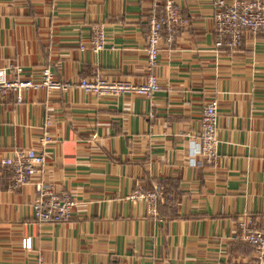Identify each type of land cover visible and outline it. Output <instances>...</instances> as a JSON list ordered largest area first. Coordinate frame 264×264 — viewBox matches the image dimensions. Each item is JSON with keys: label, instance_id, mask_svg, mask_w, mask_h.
<instances>
[{"label": "crops", "instance_id": "1", "mask_svg": "<svg viewBox=\"0 0 264 264\" xmlns=\"http://www.w3.org/2000/svg\"><path fill=\"white\" fill-rule=\"evenodd\" d=\"M174 1L190 28L160 44L161 88L99 97L79 79L147 78L152 0H0V69L18 63L37 79L47 65L75 83L24 90L21 102L0 95V161L15 148L44 152V173L33 180L77 201L69 220L38 222L35 183L12 188L0 164V264H38L39 255L45 264H256L234 231L245 215L264 227V28L246 29L238 49L228 39L218 46L213 2ZM97 24L104 49L83 50ZM210 100L218 102V157L192 163ZM48 114L54 140L43 147ZM158 181L165 194L153 215L131 195Z\"/></svg>", "mask_w": 264, "mask_h": 264}, {"label": "built area", "instance_id": "2", "mask_svg": "<svg viewBox=\"0 0 264 264\" xmlns=\"http://www.w3.org/2000/svg\"><path fill=\"white\" fill-rule=\"evenodd\" d=\"M215 5L214 19L219 37L216 45L222 46L224 39L234 49H238L244 37V31L249 29L257 32L264 28V1L263 0H211ZM163 0H152L151 10L148 14L149 32L145 53L149 73L143 82L129 79H109L97 73L93 76H84L77 82L87 93L99 97H116L126 93H134L151 97L161 88V83L155 69L159 63L160 44L165 37L172 42L176 32L190 28L189 20L183 15L180 7L174 0H165L164 10L161 12ZM89 43H83V50L91 48L94 51L104 49L107 36L103 24H97ZM167 33L165 36L164 33ZM9 73L12 76H9ZM24 67L11 62L7 67L0 69V95L8 92L15 94L16 100H23V91L27 89H68L75 83L61 81L54 77L49 66L41 69L40 77L35 79L26 77ZM53 117L48 114L43 125V135L40 143L43 147L54 140L50 131ZM218 102L210 100L203 108L200 118V131L197 147L193 151L192 163H196L195 156H201L209 162L218 157ZM0 164L11 170L10 183L12 188L20 187L26 183H35L36 195L32 201L34 218L41 223H57L69 220L75 210L77 201L67 191L56 190L48 181L33 177L44 173L46 155L36 148H15L4 156ZM165 194L164 185L158 181L151 189L138 188L131 196L144 198L149 203L150 212L157 214L158 202ZM234 238L247 242L253 247L255 263L264 264V227L260 226L254 217L245 215L236 222ZM24 249L32 248L31 237L23 239ZM38 264H45L43 255L37 257ZM111 264V263H101ZM226 264H237L230 259Z\"/></svg>", "mask_w": 264, "mask_h": 264}]
</instances>
